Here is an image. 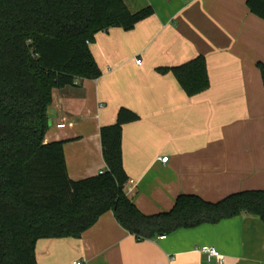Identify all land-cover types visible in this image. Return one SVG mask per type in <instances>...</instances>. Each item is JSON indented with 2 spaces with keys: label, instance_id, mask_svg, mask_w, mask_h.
I'll list each match as a JSON object with an SVG mask.
<instances>
[{
  "label": "crops",
  "instance_id": "1",
  "mask_svg": "<svg viewBox=\"0 0 264 264\" xmlns=\"http://www.w3.org/2000/svg\"><path fill=\"white\" fill-rule=\"evenodd\" d=\"M124 2L132 13L152 7L154 14L130 32L97 34L90 49L102 76L55 90L48 108L45 142H64L69 177L79 181L106 170L100 130L115 124L124 108L140 117L124 126L122 150L135 183L126 194L143 214L169 212L182 194L217 203L264 190V150L240 141L238 128L229 131V117L240 118L247 101L243 55L252 50L264 63V21L251 14L247 0ZM199 56L208 62L211 82L201 95L188 97L172 73L158 72ZM161 236L138 241L109 212L78 239L39 240L36 261L212 264L196 252L210 246L225 264H264V222L252 215Z\"/></svg>",
  "mask_w": 264,
  "mask_h": 264
},
{
  "label": "trees",
  "instance_id": "2",
  "mask_svg": "<svg viewBox=\"0 0 264 264\" xmlns=\"http://www.w3.org/2000/svg\"><path fill=\"white\" fill-rule=\"evenodd\" d=\"M247 6L264 21V0ZM153 14L132 13L124 0H0V264H37L39 240L78 239L109 212L138 241L242 214L264 222V190L217 203L182 194L169 212L143 214L126 194L123 128L140 120L131 110L101 128L106 170L95 177L72 180L64 142H45L54 91L102 76L90 49L96 35L130 32ZM158 72L172 73L190 98L211 87L203 56Z\"/></svg>",
  "mask_w": 264,
  "mask_h": 264
},
{
  "label": "rangeland",
  "instance_id": "3",
  "mask_svg": "<svg viewBox=\"0 0 264 264\" xmlns=\"http://www.w3.org/2000/svg\"><path fill=\"white\" fill-rule=\"evenodd\" d=\"M252 52L251 50L243 55L245 56V70L243 71L245 83L242 86L244 91L241 92L247 100L242 103L244 105L241 109L243 115L237 119L229 117V131L238 128L240 141L264 150V86L259 68L260 60L257 54ZM254 58H257V62H254L256 60ZM247 105H250L248 109H246Z\"/></svg>",
  "mask_w": 264,
  "mask_h": 264
},
{
  "label": "built area",
  "instance_id": "4",
  "mask_svg": "<svg viewBox=\"0 0 264 264\" xmlns=\"http://www.w3.org/2000/svg\"><path fill=\"white\" fill-rule=\"evenodd\" d=\"M138 64H141V61H138ZM59 128H64L65 125H59ZM164 163L168 162V158L165 157L162 159ZM131 185L135 186L134 181L128 182ZM165 236H161L160 239H164ZM197 253L205 254L208 258V261L212 264H225L226 258L223 256L215 247L204 246L196 249ZM75 264H83L81 262H76Z\"/></svg>",
  "mask_w": 264,
  "mask_h": 264
}]
</instances>
